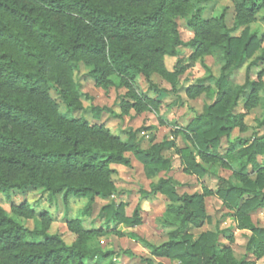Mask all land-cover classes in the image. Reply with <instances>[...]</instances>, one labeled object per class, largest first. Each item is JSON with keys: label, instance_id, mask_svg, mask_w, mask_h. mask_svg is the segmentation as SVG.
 Wrapping results in <instances>:
<instances>
[{"label": "trees", "instance_id": "trees-1", "mask_svg": "<svg viewBox=\"0 0 264 264\" xmlns=\"http://www.w3.org/2000/svg\"><path fill=\"white\" fill-rule=\"evenodd\" d=\"M211 0H0V194L36 188L54 202L61 194L87 200L81 217L91 215L96 198L107 200L118 195L112 165L130 166L125 156L131 153L145 176L155 179L143 198L157 194L168 203L159 218L168 228L167 239L154 245L135 234L132 237L149 253L140 264H163L166 259L180 264H254L243 256L237 259L229 245V229L201 232L210 219L204 199L216 196L232 211L239 230L250 233L246 251L256 259L264 258V228L255 226L250 214L264 210V36L250 26L264 9V0H228L234 9L231 27L225 22L226 10L212 18H203ZM186 20L193 38L183 42L177 20ZM264 23V16L259 19ZM191 50L185 60L179 48ZM259 52V54H257ZM176 58L172 70L165 58ZM212 57L215 72L205 59ZM247 63V64H246ZM87 67L86 77L97 87L126 90L121 100L125 113L152 111L155 101L139 94L134 83L142 76L149 87L158 75L176 84L196 64L203 74L185 90L188 99L201 95L209 101L185 128L172 131L180 136L184 147L174 141H162L141 147V129H129L124 139L113 136L103 125L73 118L78 110L80 84L73 78L80 65ZM245 67L244 83L235 86L228 80L232 70ZM252 68H260L257 81L250 79ZM55 88L65 104V113L51 98ZM262 95L260 96V92ZM243 100L246 112L260 109L255 119L261 134L237 139L220 153L223 138L229 139L238 129L245 132L244 113H236ZM100 113H112L107 107H92ZM173 149L187 175L204 177L215 169L231 172L229 178L218 177L217 190L202 194L177 191L180 184L171 177H158L171 170V161L163 155ZM250 169V170H249ZM123 204H105L100 212L106 222L133 227L141 222L138 205L131 217L124 215ZM31 219L33 229L22 220ZM50 217L35 216L27 203L12 206L11 213L0 207V264H114V252L102 250L93 241L107 235L102 229L85 230L79 219L67 220L68 230L76 236L67 245L57 234L48 232ZM127 254V252H122Z\"/></svg>", "mask_w": 264, "mask_h": 264}, {"label": "rangeland", "instance_id": "rangeland-1", "mask_svg": "<svg viewBox=\"0 0 264 264\" xmlns=\"http://www.w3.org/2000/svg\"><path fill=\"white\" fill-rule=\"evenodd\" d=\"M223 9L226 10V25L227 27H231L234 21V9L232 3L228 0H211L206 3L203 10V18L207 19L217 16ZM261 16H264V9L258 13L256 22L251 24L250 29L252 31L257 30L260 35L264 36V23L259 20ZM177 24L181 40L183 42L191 40L193 33L186 26V20L179 19L177 20ZM262 47H264V41L261 43ZM179 53L186 60L192 52L188 48L181 47L179 48ZM205 61L215 72L217 71L212 57H207ZM175 62L176 58H165V65L169 71L172 70ZM246 64L240 69L230 72L228 77L230 83L235 86L244 83ZM259 71L260 68H252L250 79L257 81ZM86 73L87 67L81 64L80 70L73 76L81 86L78 94L80 108L71 113V116L76 119L83 118L91 125H103L111 135L121 139L125 138L127 130L141 129L142 131L139 133L138 138L141 139V147L143 149H146L150 144L160 143L164 140H173L176 147H184L185 143L182 138L180 136L174 137L172 131L176 128H185L201 112L202 106L205 103H209L204 95L195 100H190L185 94V90L193 80L203 74L202 69L197 64L179 77L175 93L170 92L171 85L158 75H152L150 78L158 90L149 87L144 78L139 76L134 83L135 91L147 96L157 104V107L152 111H143L139 114L134 109H129L125 113L120 107L121 100L129 103L133 102L131 98L125 97L126 90H115L114 88L105 90L97 87L86 77ZM261 81L264 85V76L261 78ZM49 93L51 98L59 104L60 112L65 113V104L60 98L58 91L55 88H51ZM259 94L261 96L263 94L262 91ZM94 106L110 108L112 113L102 112L96 118L95 113L92 111V107ZM235 112L244 113L243 122L247 129L243 133L235 129L228 140L223 138L220 143V153H224L229 143L237 139H246L255 133L258 135L262 133V129H257L255 121L260 116L259 108L246 112L243 109V100H241ZM163 155L170 159L171 170L167 173H160L158 177L169 176L178 182L180 184L177 188L179 194H202L205 188L215 192L217 190L218 177L227 179L231 176V172L224 169H215V173L206 174L204 177L187 175L183 172L180 159L174 154L173 149L164 151ZM125 156L130 160L129 167L122 165L111 166L116 170L113 183L118 195H113L107 200L96 198L89 217L80 216L81 210L86 206V199L70 196L65 203L62 195L58 194L54 202H48L46 193H42L32 187L24 191L13 190L9 194H0V207L7 213H11L12 206L17 207L23 203H27L36 217L40 214H47L51 220L48 232L59 235L67 245L72 244L76 239V236L68 230L67 220L77 218L81 221V225L85 230L102 229L108 232L107 235L96 238L93 243L98 245L102 250L114 252L112 256L114 264H140V258H146L150 255L132 237V234L144 238L154 245H159L166 241L169 229L160 225L159 218L164 212L168 201L161 194L150 198H143L140 195V191L149 190L150 183L155 181V179H148L145 176L142 165L134 159L131 153H126ZM257 161L259 164L264 165V156L258 157ZM111 201H114L116 204H123L124 215L126 217H131L134 209L139 205L141 209L139 213L140 224L127 227L122 223L106 222L100 210ZM204 205L206 215L210 221L204 223L200 229L194 230L193 234L195 236L207 230H214L216 226L220 229H229L233 236V242L230 243L221 237L220 243L229 245L237 259L246 256V259L254 264H264V258L256 259L246 251V244L250 233L238 229L232 217V211L227 209L221 200L216 196H209L204 199ZM250 218L255 226L264 228L263 209L251 213ZM22 223L28 229H33L34 227V222L31 219H23ZM122 252H127V254ZM155 261H161L163 264H180L166 259ZM89 264H94V261L89 262ZM100 264H107V262L102 261Z\"/></svg>", "mask_w": 264, "mask_h": 264}, {"label": "crops", "instance_id": "crops-1", "mask_svg": "<svg viewBox=\"0 0 264 264\" xmlns=\"http://www.w3.org/2000/svg\"><path fill=\"white\" fill-rule=\"evenodd\" d=\"M156 260V259H155Z\"/></svg>", "mask_w": 264, "mask_h": 264}]
</instances>
